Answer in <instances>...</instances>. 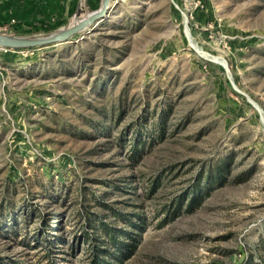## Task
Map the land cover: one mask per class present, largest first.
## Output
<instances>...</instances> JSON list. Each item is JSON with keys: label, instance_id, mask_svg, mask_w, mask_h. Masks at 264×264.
<instances>
[{"label": "rangeland", "instance_id": "rangeland-1", "mask_svg": "<svg viewBox=\"0 0 264 264\" xmlns=\"http://www.w3.org/2000/svg\"><path fill=\"white\" fill-rule=\"evenodd\" d=\"M62 3L64 27L101 0ZM107 226L121 264H264V0H112L69 42L0 49V264H86Z\"/></svg>", "mask_w": 264, "mask_h": 264}, {"label": "trees", "instance_id": "trees-1", "mask_svg": "<svg viewBox=\"0 0 264 264\" xmlns=\"http://www.w3.org/2000/svg\"><path fill=\"white\" fill-rule=\"evenodd\" d=\"M63 25L64 24L62 20L57 21V23L54 24L55 27L52 30H47V31L52 32ZM228 167H229V163H226L224 166H222V168H218L216 172L213 171L202 172L199 175V182L204 180L206 182V185H208V187H210L213 184H217L221 182L224 177L223 174L225 172V169ZM197 186L198 189H196V191L193 190L191 193L190 192L185 193L181 198H179L177 203H175L176 209H174L173 211H167L168 220H173L174 218H176L183 209L192 211V208L195 206V204L199 202V199L203 191V189L199 187V184ZM48 217H49L48 215L42 217V225L44 227L46 226ZM44 227L38 230L39 232L36 236L37 244H43V242L49 243L51 242V236H55V235H51L50 238L46 236ZM53 228L55 227L54 226L50 227L49 231H52ZM102 232L104 233L103 239L105 241L101 242L99 237L96 236L91 238L92 242H94L95 240L96 241L92 244V247L90 248L91 258L86 264H121L122 255L129 250L128 246L119 245L120 243H118L115 231L111 228V226L104 227L102 229ZM54 238L57 239L58 243L61 242V244H64L63 243L64 241L62 239L58 237H54ZM57 242L56 243L52 242L50 244L55 245L57 244ZM75 247L76 245L71 243L69 245L70 251L72 252ZM111 250L113 251V253ZM125 256H131V255L130 253H127V255ZM246 264H253V263L251 262Z\"/></svg>", "mask_w": 264, "mask_h": 264}, {"label": "crops", "instance_id": "crops-1", "mask_svg": "<svg viewBox=\"0 0 264 264\" xmlns=\"http://www.w3.org/2000/svg\"><path fill=\"white\" fill-rule=\"evenodd\" d=\"M65 0H0V27L8 26L10 33L40 32L37 29L50 27L64 19L69 9L63 8ZM53 21L55 23H53ZM41 30V29H40Z\"/></svg>", "mask_w": 264, "mask_h": 264}, {"label": "water", "instance_id": "water-1", "mask_svg": "<svg viewBox=\"0 0 264 264\" xmlns=\"http://www.w3.org/2000/svg\"><path fill=\"white\" fill-rule=\"evenodd\" d=\"M112 8V0H101L98 10L88 14L85 18L56 29L52 32L36 35H8L0 33V49L3 50H27L69 42L76 35L87 30H92L97 24L105 20ZM189 31V30H188ZM249 103L261 112L257 104L248 98Z\"/></svg>", "mask_w": 264, "mask_h": 264}, {"label": "built area", "instance_id": "built-area-1", "mask_svg": "<svg viewBox=\"0 0 264 264\" xmlns=\"http://www.w3.org/2000/svg\"><path fill=\"white\" fill-rule=\"evenodd\" d=\"M10 30V28L8 26H1L0 27V31H7Z\"/></svg>", "mask_w": 264, "mask_h": 264}, {"label": "bare ground", "instance_id": "bare-ground-1", "mask_svg": "<svg viewBox=\"0 0 264 264\" xmlns=\"http://www.w3.org/2000/svg\"><path fill=\"white\" fill-rule=\"evenodd\" d=\"M258 106V105H257Z\"/></svg>", "mask_w": 264, "mask_h": 264}]
</instances>
